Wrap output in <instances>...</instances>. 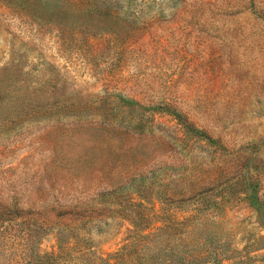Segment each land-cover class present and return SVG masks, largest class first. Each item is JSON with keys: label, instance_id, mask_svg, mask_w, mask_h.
Masks as SVG:
<instances>
[{"label": "rangeland", "instance_id": "obj_1", "mask_svg": "<svg viewBox=\"0 0 264 264\" xmlns=\"http://www.w3.org/2000/svg\"><path fill=\"white\" fill-rule=\"evenodd\" d=\"M99 258L264 264V0H0V264Z\"/></svg>", "mask_w": 264, "mask_h": 264}, {"label": "trees", "instance_id": "obj_2", "mask_svg": "<svg viewBox=\"0 0 264 264\" xmlns=\"http://www.w3.org/2000/svg\"><path fill=\"white\" fill-rule=\"evenodd\" d=\"M110 256V255H109ZM117 260H115L114 262H111L110 258H99L98 260H94L95 264H115Z\"/></svg>", "mask_w": 264, "mask_h": 264}]
</instances>
